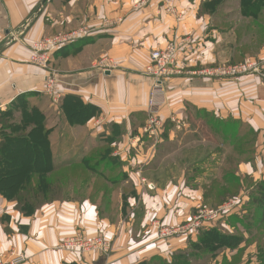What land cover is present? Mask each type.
<instances>
[{
	"label": "crops",
	"instance_id": "0c3cea01",
	"mask_svg": "<svg viewBox=\"0 0 264 264\" xmlns=\"http://www.w3.org/2000/svg\"><path fill=\"white\" fill-rule=\"evenodd\" d=\"M142 1L0 0V112L26 97L46 116L55 159L105 150L108 166L116 163L112 173L119 169L117 176L104 180L105 191L94 193L96 202L56 201L32 217L0 195V264L16 255L26 258L24 264H151L154 259L172 264L178 253L211 230L235 232L239 241L211 251L207 264L264 263L256 239L264 217L255 220L254 195L246 185L264 182V78L253 74L221 80L201 74L234 63L242 54L246 44L237 37L236 22L242 24L244 17L240 11L233 29L218 30L211 26V15L202 12L208 0H176L175 14L164 12L163 0L145 6ZM80 27L94 30L95 36L58 51L46 70L31 65L35 43ZM14 36L18 40L13 41ZM168 44L177 48L179 74L169 80L163 127L153 138L143 132L152 84L146 69L151 53ZM254 55L264 74V47ZM102 60L107 67L99 66ZM48 74L59 79V103L44 93ZM71 97L95 107L99 115L83 124L71 123L63 110ZM197 111L215 124L211 139L204 141L207 165L199 164L194 154L200 147L187 142L194 120H200ZM229 124L249 130L253 149L249 158L237 159L231 172L230 180L242 186L238 194L219 206L214 204L216 186L227 184L230 163L225 152L235 149L224 147ZM237 135L234 141L241 137ZM196 164L205 168L198 170ZM99 178L95 173L91 181ZM141 179L153 183L155 190H147ZM103 200H108L106 207L99 202ZM232 201L235 204L226 207ZM218 211L220 219L212 220ZM200 216L198 232L159 239L160 227L179 228ZM78 235L102 237L110 245L108 254L61 248Z\"/></svg>",
	"mask_w": 264,
	"mask_h": 264
},
{
	"label": "trees",
	"instance_id": "16d2710c",
	"mask_svg": "<svg viewBox=\"0 0 264 264\" xmlns=\"http://www.w3.org/2000/svg\"><path fill=\"white\" fill-rule=\"evenodd\" d=\"M226 1L208 0L204 3L202 12L213 15L216 7ZM240 11L244 19L257 21L264 11V0H240ZM69 99L71 101L63 105V110L71 123L83 124L99 115L95 107L84 105L76 97ZM13 108L16 109L7 111L10 119L15 115L16 110L21 115L18 122L1 132L3 139L0 141V195L16 203L18 210L24 216L32 217L45 205L64 201L56 195L69 184L74 185L77 179L83 178L80 172L81 167L85 168L91 177L98 173V169L96 165H90L92 157L85 158V155L81 154L70 158L55 159L50 147V132L45 127L46 116L38 105L30 104L24 97L18 101L17 105H13ZM7 112H0V115L7 114ZM102 151L100 152L101 160H105L107 165L109 155H106L107 151ZM102 153L105 155L103 156ZM230 176L231 172L228 174L225 172V180ZM89 179L90 177L86 178L83 183L86 184ZM257 188L260 191L258 195H254L253 203L263 211L264 215V182L256 184L255 189ZM238 241L237 236L211 230L202 233L199 242L193 247L201 246L205 251L214 252L218 248L233 247ZM179 254H182L181 260L177 258ZM179 254L174 257L172 264H190L189 261H182V258L190 257L188 252L184 251ZM151 264L168 263L162 259H154Z\"/></svg>",
	"mask_w": 264,
	"mask_h": 264
},
{
	"label": "rangeland",
	"instance_id": "374dc122",
	"mask_svg": "<svg viewBox=\"0 0 264 264\" xmlns=\"http://www.w3.org/2000/svg\"><path fill=\"white\" fill-rule=\"evenodd\" d=\"M238 2L239 0H227L225 3H222V5L217 6L215 9V13L211 15V18H212L211 26L213 28H218V30L233 29L235 27L234 23L237 21V18L239 17V13H240ZM175 13L176 11L173 14ZM225 17H227V20L230 18L229 19L230 21H226ZM234 17L236 18L235 22H233ZM241 22L242 24H240V22H236V27H237L236 33H237V37L238 38L240 37L241 40L244 41L243 44H246V45H243V47L241 48L240 52L242 54L239 57H237L233 65L243 63L242 61H245V59L247 58H255V55H254L255 52L256 51L258 52L262 47H264V11L257 21H250V20L244 19ZM68 32H71V31H67L63 33H68ZM57 34L59 33H55L50 36H54ZM169 45L171 44H168L163 49H166ZM172 46L175 47V45H172ZM163 49H159V50H163ZM175 49H176V57H177V64H178L177 48L175 47ZM170 79H168L166 82L167 91H168V83ZM167 96H168V93H167ZM9 108L14 109L12 106ZM7 111H3V112H7ZM14 114L15 115L12 116L11 119L9 118L8 112L7 114L0 115V141L1 139H3V136H1V132L5 131L8 127H11L13 123L18 121V118L20 117V112L15 111ZM195 116L199 117L200 120H194V129H193V132L188 136L187 142H192L193 147H200L195 150L194 154L195 156L199 157V159L197 160L199 164H202L203 162V163H206L207 165L209 164L207 163L208 155L206 156L207 153L205 154V150L203 149V147H208V146L207 144H205L204 141H207V140L209 141L211 139L212 132L215 131V130H212L213 129L212 127L215 124L213 122V119H209L208 115L202 114V112H199V111L195 112ZM205 126L206 127L208 126V128H206ZM225 128H226L225 133L229 136L227 138L226 143L224 144V147H234L235 148L234 152L233 151L225 152V159L226 161L230 162L226 170V173L228 174L232 171L234 172L235 166H236L234 164L240 156H241V159L243 158L247 159L252 155L249 153L251 152V149H253V147L251 143H249L252 139V136L250 135V132L246 127L241 126V125L229 124ZM238 133H241V137H239L238 140L234 141L235 139L238 138V135H237ZM7 134L10 135V133H7ZM244 153L246 156L242 157V154ZM102 155L104 156L105 154L102 153ZM89 156H90L89 154L85 155V158H88ZM91 156H92V159L90 160V165H96L98 169L97 170L98 174L101 175V177L99 178V182L97 180V182L93 184V182L91 181V176L89 172L85 168L81 167L80 172H81V175H83V178H81L80 180L77 179L74 185L71 183L67 187L59 191V194L56 195V197L63 198L64 200H79V201L83 199H91L93 202H96L94 193L96 191H105L108 185L105 183L104 180H108L110 178L117 176L119 169L117 168V170L114 173H112V171L116 169V168L114 169L112 168L116 163H113V165L108 166L109 164L106 165L105 160L104 161L101 160V157H102L101 155L92 154ZM196 166H200V167H197L198 170H202L203 167L205 168V165L196 164ZM198 172L201 173V171H198ZM89 177L90 179L87 181L86 184H84L83 183L84 180ZM226 183L227 184L224 186L222 183L219 182L218 185L216 186L218 200L214 201V204L222 206L224 203L228 202V199H227L228 196L237 195L240 188L242 187L234 179L230 180V178H227ZM246 185L247 186L249 185V189H251V193L253 195H258L260 190L258 188L255 189L254 183L248 182L246 183ZM99 202L103 207L104 206L106 207L108 204V200H103ZM112 204L114 205V202ZM254 208L256 209V213L254 214L255 220L257 221L263 218L264 217L263 211L258 209L257 206H255ZM229 223L235 224L234 221H229ZM222 233L227 234V235L235 234V232L232 233L229 230H225ZM256 235H257L256 239L260 240V250H259L260 252L259 253L262 258L264 257V243H262L264 242V221L262 225L259 227ZM229 242H231L230 239H229ZM186 252L190 254V257L188 258L186 256V258H182V261H191L193 262V264H207L208 262L207 259H209L212 255V252L210 253L209 251H205L204 248L201 246H198V248L191 247ZM181 257H182V254L177 255V258H179V260H181ZM196 257H198V259Z\"/></svg>",
	"mask_w": 264,
	"mask_h": 264
},
{
	"label": "built area",
	"instance_id": "2783aa9c",
	"mask_svg": "<svg viewBox=\"0 0 264 264\" xmlns=\"http://www.w3.org/2000/svg\"><path fill=\"white\" fill-rule=\"evenodd\" d=\"M153 1L155 0H143L141 5L145 6ZM163 2L165 3L164 12L166 14H173L176 11V0H163ZM106 24L113 25L114 23L107 22ZM94 36V30L82 27L68 33H59L54 36L45 37L32 46L30 63L35 67L46 70L50 60L58 51ZM16 40H18V38L17 36H14L13 41ZM99 66L107 67L106 61L102 60L99 63ZM108 69L107 71H109ZM178 74L176 49L174 46L169 45L166 49L156 50L151 53L150 63L146 69V75L151 78L152 84L147 103L148 120L143 131L150 137L156 136L163 127L161 112L165 109L167 104L168 96L166 82L168 79ZM201 74L221 80H232L253 74H259L264 78L263 64L254 58H247L243 63L237 65H220L218 67L206 69L201 72ZM44 83V93L54 103H59L63 98L59 79L55 75L48 74L45 77ZM141 185H144L149 191L155 190V185L149 183L146 179H141ZM234 204L235 202L232 201L226 207L233 206ZM226 207L224 209H226ZM220 212L213 213L210 218L212 220L219 219ZM202 219L203 216H200L193 222L179 228L160 227L159 239H167L190 232L196 233L201 228ZM61 248L66 250L80 249L82 252L99 251L102 255H107L110 250V245L102 237L86 239L82 235H78L75 238L65 240L61 244ZM25 262L26 258L24 256L16 255L12 256L8 262L1 264H24Z\"/></svg>",
	"mask_w": 264,
	"mask_h": 264
},
{
	"label": "water",
	"instance_id": "95a60500",
	"mask_svg": "<svg viewBox=\"0 0 264 264\" xmlns=\"http://www.w3.org/2000/svg\"><path fill=\"white\" fill-rule=\"evenodd\" d=\"M46 0H44L43 4H45Z\"/></svg>",
	"mask_w": 264,
	"mask_h": 264
}]
</instances>
